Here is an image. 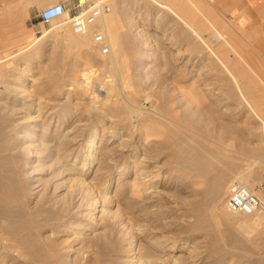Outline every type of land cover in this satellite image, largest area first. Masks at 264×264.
I'll use <instances>...</instances> for the list:
<instances>
[{"label":"rangeland","instance_id":"obj_1","mask_svg":"<svg viewBox=\"0 0 264 264\" xmlns=\"http://www.w3.org/2000/svg\"><path fill=\"white\" fill-rule=\"evenodd\" d=\"M160 1L169 3L176 11L179 10L177 12L187 17V20L190 18L189 20L193 21V18L191 19L193 15L206 21L209 19L220 31L225 30V34L229 33L226 36L236 35L237 39L232 44L249 56L255 70L254 81L257 82L255 89L264 94V8L255 14L251 12L253 6L246 5L245 11L251 12V18L244 12L230 13L216 5L214 0ZM153 2L111 0L112 11L109 15L113 14L112 17L116 18V29L120 36L123 35L121 37L126 45L122 57L124 64L122 72L103 63L111 58L112 51L110 55H98L96 51L98 46L95 43L93 53L75 50L69 54L65 62H62L67 46L63 33H69L68 27L62 29L60 27L63 18L52 20L46 26L43 25L39 32L32 31L24 41H19L16 36L18 31L7 27L8 22L5 18L9 14L0 12V58L3 61L1 64L6 66L8 75L10 74L8 80L12 82V86L18 85V92L7 94L18 97V134H21L20 128L24 129L29 122L30 105H34L35 108L32 115L39 113L50 115L53 124L64 122V132L69 130L73 133L77 125L83 123V131L88 139L89 135L91 137L97 130L96 144L103 143L100 148L104 149L105 155H101L95 162L93 171L86 176V180L93 188L96 185L94 195L98 197L97 208L100 210L96 214L98 215L96 221L100 229L106 231L112 240L107 243L96 241L89 231L80 238L67 230V221L75 219L79 222L81 218L76 216L74 210L67 212L66 209H62L68 202L56 203L53 200L50 187L54 186L57 180H65L62 192H66L70 184L68 174L63 173L54 177L52 161L42 156L56 147L51 146V150L46 153L41 145L38 148L35 142L25 141L37 147V155L44 167L33 170L35 172L31 174L20 168L19 163L16 171L8 160L6 164L2 162L0 165V182L12 186L10 190L4 189L3 186L0 190V264H175V260L178 264H192L194 261L195 264H264V223L252 231L241 230L239 223L248 218L243 214L234 215V212H230L233 215L234 227L224 232V240L219 245L220 250L212 253L207 251L212 242L211 235L194 228L202 211L199 202L204 194V185L195 174L176 166L175 152L171 145L178 135L187 138L189 135H196L207 145L217 146L226 153L240 156L242 160L238 171L250 174V183L259 197H264V165L249 166L247 160L251 157L243 151H237L240 149L239 139L245 147L256 143V139L252 138L249 132L239 131L232 135L226 130V123H239L240 127H244L252 120L247 118L248 110L240 98L226 93L229 84L224 79L225 73L222 74L221 67L217 66L214 59L208 57L207 50L200 46L197 38L195 41L189 28L181 23L173 12L165 7L162 9ZM208 24L210 27L202 32H205L204 35L208 36L215 49L221 45L223 49L220 50H224L229 44L224 39L217 40L215 35L210 33L211 30L215 31V27L209 21ZM238 43L239 45H236ZM131 45L135 47L132 48ZM135 48H140L139 52L141 49L145 51L139 53ZM179 51L182 53L181 57L177 56ZM188 67H194V71L188 72ZM79 79L84 81L79 83L77 82ZM192 86L197 87V91L202 94L203 99L201 98L200 102L194 100L190 94ZM203 88H209L211 92L201 90ZM109 89L113 95L116 94L115 97L119 95L116 102L106 99ZM7 95L3 94V100ZM91 96H94L95 101ZM122 102L128 105L132 112L111 108L116 103L123 105ZM1 105L2 103L0 112ZM168 105L173 110L169 114L165 113ZM1 113L0 117L7 119L5 111ZM235 119L236 121H233ZM103 134L105 138H102ZM141 134L148 136L145 138L146 141L140 142V148L146 149V156L148 155V163L146 162L148 169L155 171L154 173H161V181L169 183V186L162 187L167 192L158 204L150 203L154 212H158L161 218L159 222L154 219L153 211L149 214L142 212L143 199L141 201L140 197L136 209L132 208L135 200L131 191L133 173L130 155L135 150L132 148L136 144L133 138ZM237 137L239 139H236ZM123 139L124 143H120ZM108 140L110 142H107ZM99 165L101 168L98 169ZM97 169L96 174L94 172ZM232 178L227 179L228 185ZM27 181H32L33 185L39 188L48 186L44 197L27 193L25 190L28 187ZM228 194L217 204L218 212L230 211L225 205ZM144 215H148V218H143ZM255 217L264 219V214ZM10 221H18V226L19 223L24 222L26 225L30 223L29 228L20 234L18 241L8 238L2 231V227ZM148 234L162 236L160 238L166 235L167 239L177 243L178 250L168 251L158 244L151 243L149 237H146ZM118 236L125 238V242L121 244ZM16 246H24L23 250L27 255L24 256L19 248L17 251ZM122 246L123 252L131 256L130 259L134 258V261L123 260L120 254ZM195 254L199 256H194Z\"/></svg>","mask_w":264,"mask_h":264},{"label":"bare ground","instance_id":"obj_2","mask_svg":"<svg viewBox=\"0 0 264 264\" xmlns=\"http://www.w3.org/2000/svg\"><path fill=\"white\" fill-rule=\"evenodd\" d=\"M153 1L156 3L157 6H159L161 8L162 7L168 8L169 11L173 12L172 14H174V16L176 18L181 20V23L183 22L186 25V27L189 28L190 32L192 33V36L195 37L194 38L195 41L197 38V41H199V44L201 43L200 46L202 45L204 47V50H207L208 55H209L208 57L214 59L215 62L217 63V66L219 65L221 67L222 74L225 73L224 79L229 84V86L225 90L226 93L229 94L230 96L240 98L241 102L246 106V108L248 110L247 118L250 121L252 120L251 123L246 124L245 126L243 125L244 127H240L239 123L238 124H234V122L226 123L225 124L226 130L228 132L232 133V135H233V133H236V132L239 133V131L240 132H249L248 134H251L252 138L254 137L257 140V141L255 140L256 143H254V145H251L252 144L251 143L250 145L245 147L242 144L241 139H239V137H240L239 136L236 138V139H239V143H240L239 144L240 149L237 151L238 152L243 151V152H245L244 154H246L252 158V159L250 158L247 160V163L249 164V166H252V165H262L263 166L264 165V94L255 89V84L257 83L256 81H254L255 70L253 69V66L251 64L249 56L247 54H245L242 49L240 50V49H238V47L236 48L232 44L237 39V36L236 35H234V36L232 35L230 37L226 36L229 33L225 34V32H226L225 30H223L224 31V33H223V31H220L217 28V26H215V24L211 20L208 19L209 23L215 27L214 32H213V30L208 28L211 30L210 33L215 35L217 40L224 39L227 42V44H229V46L226 45V48H227V46L229 47L227 49L225 48L224 50H220L221 45H219L220 47H216V49H215L213 47V45L210 43L209 39L207 38L208 36L206 37V35H204L205 32L204 33L202 32L203 30H205L209 26L208 21L204 20L203 18H199V17L195 18L194 15L191 17V19L193 18L192 19L193 21L189 20L190 18L188 19L189 20L188 21L187 17L185 18V16H182V14L177 12L179 10L176 11L174 8H172L170 6L169 3H168L169 5H168L166 2L164 3L160 0H153ZM172 3H173V1H172ZM262 8H264V5ZM112 15H109V13H108V15L107 14L103 15L102 17H100L98 19V21L94 25L89 26L85 32L79 33V34L75 33L73 31V29L70 26H68L66 23L61 22V24H60L61 29L63 27H68V30H69V33H63V36L65 35L64 36V38L66 39L65 41H67L66 42L67 46L64 45V47L66 46V50L64 49L65 51L63 53L62 62H65L66 58L69 56V54L71 55V52H73L75 50H83V51H86L88 54L93 53L94 52L93 45L95 43L93 35H94V32L96 30H100L105 34L107 41L111 46V51H112L111 58L109 60H105L103 63L105 65L111 66V68L112 67L116 68L120 72L124 71L123 70L124 64L122 63L123 62L122 57H123V54L125 52V46L126 45L123 42V39L121 37L123 35L120 36V33H118V31L116 29V25H115V19L116 18L114 19L112 17ZM213 26H211V27H213ZM68 30L66 32H68ZM208 33H209V31H208ZM212 41H214V40H212ZM191 45H193V44H191ZM236 45H239V43ZM195 46L197 47V45H195ZM133 47H135V46L133 45L132 48ZM143 48H145V46ZM217 48H219V50ZM98 49L96 50L98 55L101 54V56H102V53H100V51ZM138 49H140V48H138ZM138 49H136V50H138ZM196 49L197 48H195V50ZM221 49H223V48H221ZM200 50H201V48H200ZM141 51H142V49H141ZM144 51H142V53ZM192 51H193V48H192ZM137 52H139V50ZM110 54H108V55H110ZM134 55H136V54L134 53ZM177 56L181 57L182 53L179 51L177 53ZM210 58H209V60H210ZM1 62H3V61L0 58V104L2 103V105H1L2 111L3 112L5 111L7 119L4 120L3 118L0 117V165L2 164V162H5V164H6L7 163L6 160H8V162L11 163V165H13V168L15 169V171L18 170V165L20 164L19 165L20 168H23L27 173L32 174L35 172V171L33 172V170H36L39 167H41V169H42V167H44V164H43V162H41L39 155H37L36 148L39 145H41V147L44 148L46 150V153H47V152H49V150H51L50 149L51 146H55L56 148L54 150H52L48 154L42 155V156L44 157V159H48V160L52 161V165L54 167V174H53V172H52V174L54 175V177L59 176L63 173L68 174V176H69L68 179L70 181V184L67 186L68 188L66 187L67 188L66 192H62V190L65 187L64 182H63L65 180H62V181L57 180V182L54 184V186L50 185L51 186L50 188L52 189V195L54 198L53 200L56 203L64 202L66 204V202H68L66 207L64 206V207H62V209H66L67 212L74 210V212L76 213V216L81 218L79 222H77L75 219L74 220L71 219V220L67 221V224H68L67 230L74 232L80 238H83V235L89 231L92 233L91 237L95 238L94 240H96V241H104L105 243H107L108 241H112L111 239H109L110 235L106 231L101 230L99 223L96 221V219L98 218V215H96V214L98 211H100L97 208V201H98L97 198L98 197L96 198V196L94 195L95 194L94 189H95L96 185L93 188L91 185H88V182L86 180V176L88 174H90L91 171H93L92 169H93V166L95 165V162L100 159L101 155H105L103 153L104 149H102V147L100 148V146L103 143H101L100 145L96 144L97 130H95V133L93 135H91V137L89 135L88 139H87L88 136H85L84 131H83V126H82V125H84L83 123H82V125H81V123H80V125H77V127L75 128L73 133H71L69 130H68V132H64L63 131L64 122H60V123L57 122L56 124H53V121H50V115L48 116L47 114L42 115L41 113H39V114L34 116V115H32L33 114L32 111L35 109L34 105L33 106L30 105V106H28V108H29L28 109L29 110V113H28L29 114V117H28L29 120L28 121L29 122L26 120L28 122V124L26 125V127L24 129L20 128L21 134L19 135L18 134V107H17L18 106V97L15 95L13 97L7 95V94H10L12 92L13 93L18 92V87H17L18 85L16 87L12 86V82L10 80H8V77L10 74L8 75V71L6 70V66L1 64ZM187 62H188V60H187ZM195 62L196 61H194V64H195ZM72 65H73V63H72ZM70 66H71V64H70ZM193 68L188 67L187 71L191 73ZM185 73H187V72H185ZM222 74L220 76H222ZM91 76H92V74H91ZM81 79H79L77 82L82 83L84 80L82 81ZM218 79H220V78H218ZM75 83H76V81H75ZM222 84H223V82H222ZM86 86H88V85H86ZM107 88H109V87H107ZM116 88L117 87H115V89ZM80 89H81V87H80ZM208 89L209 88H203L201 90H203V91L206 90L207 92H211V90H208ZM84 90H85V88H84ZM110 91H111L110 89L107 91L106 99L108 101H111V102L117 100V97L119 95L115 97L116 94L113 95ZM87 93H89V92H87ZM3 94L7 95L6 97L4 96L5 97L4 100L2 98ZM190 94L193 96V99L197 100V101L201 100V98L203 97L202 94L199 91H197V87H194V86H192L190 88ZM21 96L22 95H20V97ZM91 97H92V99H94L93 101H95L94 96H91ZM96 99H97V97H96ZM123 101H124V99H123ZM122 104L123 105H119V104L117 105V103H116L115 106L111 107V105H110V107L113 110L123 111V112H128L131 110V109H129L128 105L124 104V102H122ZM126 104H127V102H126ZM101 105H103V104H101ZM95 107H97V106H95ZM168 108H169V105L167 106V108H166L167 112H165V113L169 114L173 110L170 108L168 109ZM209 109H210V107H209ZM131 112H132V110H131ZM51 115H52V113H51ZM63 115H65V114H63ZM136 116H137V113H136ZM157 116H158V114H157ZM52 117H54V116H52ZM19 118H20V116H19ZM20 120H22V119H20ZM233 121H236V119ZM197 128H199V127H197ZM237 136H238V134H237ZM146 137H148V136H144L141 134L140 136L133 138V140L136 142V144L132 147L135 150L132 151L131 155H130L132 158L131 171L133 173V182L131 183V191L133 194V199L135 200V204L132 206V208H135L137 206L138 199L140 197L141 201L143 199V205H142L143 208H141L142 212L144 211L147 214H149L153 211L154 219L157 222H159L161 220V218H160V216H158V214H157L158 212H154V209H152V207H151L152 204H150V203L152 202L154 204V202H157V204H158V201L167 192V190L165 191L162 187L169 186V183H165V182L161 181V179H160L161 173L160 174L158 172L154 173L155 171L153 172L150 169H148V166H147V163H148L147 162V160H148L147 156L148 155L146 156V153H145L146 149L144 150V149L140 148V146H141L140 142L142 143V140L144 141ZM102 138H105L104 134H103ZM25 141L26 142L27 141L28 142L29 141L35 142L37 147H35V146L33 147L34 144L31 146V145L25 143ZM107 142H110V140H108ZM121 142L124 143V139L121 140L120 143ZM24 144H27V145L24 146ZM171 146H173L172 148H173V151L175 152V159H176V163H177L176 166L181 170H188V171L192 172L193 174H195L197 177L200 178L201 183L204 185L203 197L201 196L202 197L201 201L200 202L198 201L199 205L203 209L202 208L200 209L202 211L200 212V214L197 217L196 223L194 224V228L204 230L211 235V237H212L211 241L212 242L210 243V245L207 248L208 252L212 253V252L219 251L220 250L219 245L224 240V232L226 230H231V228L234 227V220L232 219V216H233L232 213H230L232 211H229V212L227 211V212L221 213L220 211L218 212V210L216 209V206L218 203H220L223 200L224 196L229 193L231 186L234 184H237V183L247 186L254 193H256L252 187V184L250 183V174L248 172L238 171V169L241 167V160H242V158L240 156L234 155L233 153L232 154L226 153V152H224L223 149H221L217 146L207 145L201 139H199V137L196 135H193V134L189 135L188 138L184 135H178L175 138V141L173 142V144ZM140 150H142V151L140 152ZM101 159H103V156ZM106 160H108V159H106ZM115 164H117V163H115ZM100 165L98 166V169H99ZM256 168H257V166H256ZM98 169L94 173L97 174ZM251 170L252 169H250V171ZM96 174L95 175L93 174L94 177L96 176ZM27 175H29V174H27ZM31 177H32V175H31ZM230 177H233V178H232L230 184L228 185L227 179ZM33 178H31V179L35 180L36 176ZM58 179H59V177H58ZM49 180H50V178H49ZM33 184L34 183L32 181L28 182V187L25 188L27 193L34 194V195L40 196V197H42V196L44 197V195L47 193L48 186L47 187L43 186L42 188H39L38 186H34ZM93 185H94V183H93ZM2 186L4 189H7V190L12 189V186H10V185L8 186V184L0 182V190H1ZM98 187H96V188H98ZM107 187H108V185H107ZM7 203H8V201H7ZM157 204H154V205H157ZM135 209L133 211H135ZM195 210H196V208H195ZM6 213H7V211H6ZM6 213H4V214H6ZM8 214H7V216H8ZM234 215H235V213H234ZM112 216L113 215H111L110 217H112ZM137 216H139V214H137ZM244 216H246L245 218H248V219H245L241 223H239L240 228L239 227L238 228L241 230L252 231L256 227L260 226L261 224L263 225V223H264L263 217H255L256 215H244ZM4 217L7 218L6 215H4ZM143 218L147 219L148 215L147 216L144 215ZM164 221H165V219H164ZM164 223H166V222H164ZM28 225H26L23 222L22 224L19 223V226H18V221L17 222H11L10 221V222L6 223L5 226L2 227V231L8 236V238L18 241L20 234H22L25 231V229H27ZM33 226H34V224H33ZM263 234H264V232H263ZM146 237H149V239L151 240V243L158 244V245L162 246L163 249H165V250H168V251L178 250V248L176 247L177 243H174L175 241H173L169 238L167 239L166 235H165L166 239H164L165 238L164 236H163L164 238H160L162 236L158 237L156 234H151V235L146 236ZM117 239L120 240L119 241L120 243L125 242L124 241L125 238H123L121 236H118ZM13 243H15V242H13ZM120 243H119V246L122 244V243L121 244ZM110 244H111V242H110ZM18 248H19V250H21V252L24 254V256L27 255V252H25V250H23V249H25L24 246H22V247L16 246L17 251H18ZM88 250H89V248H88ZM123 251L124 250H123V246H122L121 250H120V252H121L120 254H121V257L123 258V260L125 262H131V261L135 260L134 258L130 259L131 256L127 255ZM197 251H199V250H197ZM200 251H202V250H200ZM205 254L206 253L204 252V255ZM194 256H199V255L195 254ZM106 262H109V261H106ZM195 263L196 262L194 261L192 264H195ZM175 264H178V262L176 260H175Z\"/></svg>","mask_w":264,"mask_h":264},{"label":"built area","instance_id":"obj_3","mask_svg":"<svg viewBox=\"0 0 264 264\" xmlns=\"http://www.w3.org/2000/svg\"><path fill=\"white\" fill-rule=\"evenodd\" d=\"M112 11L111 0H72L70 4H59L41 12L44 22L63 18V23L69 25L75 33H83L94 25L100 17ZM94 42L104 55L111 53V46L105 34L96 30ZM228 210L243 215L264 214V197H259L243 184L231 186L225 202Z\"/></svg>","mask_w":264,"mask_h":264},{"label":"crops","instance_id":"obj_4","mask_svg":"<svg viewBox=\"0 0 264 264\" xmlns=\"http://www.w3.org/2000/svg\"><path fill=\"white\" fill-rule=\"evenodd\" d=\"M0 12L9 14L5 21L7 27L16 29L19 41H24L32 31L39 32L43 25H47L41 18V12L59 4H70L72 0H2ZM220 8L230 13L244 12L252 18L251 12L255 14L261 11L264 0H214ZM241 1V2H240ZM246 5L253 6L251 12H246ZM262 6V7H261ZM27 9V10H26ZM61 18H58L59 20ZM55 20V19H54ZM10 22V25H9Z\"/></svg>","mask_w":264,"mask_h":264}]
</instances>
